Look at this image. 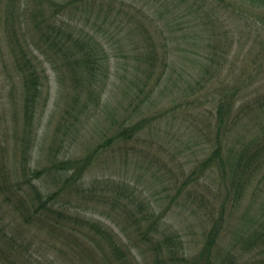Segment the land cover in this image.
I'll list each match as a JSON object with an SVG mask.
<instances>
[{
  "label": "rangeland",
  "instance_id": "1",
  "mask_svg": "<svg viewBox=\"0 0 264 264\" xmlns=\"http://www.w3.org/2000/svg\"><path fill=\"white\" fill-rule=\"evenodd\" d=\"M70 35L89 40L99 57L93 102L62 61L61 42L76 52ZM31 72L41 93L27 127L22 80ZM135 123L137 134L116 138ZM218 135L219 158H229L222 165L206 162ZM257 140L264 0H0V180L27 188L23 166L41 170L33 182L56 192L57 205L110 229L130 252L117 259L89 228L25 224L0 192V214L34 243L19 264H157L153 243L166 255L168 235L199 264L204 251L211 264H264V150L240 180L230 165ZM86 156L74 184L71 169L51 166Z\"/></svg>",
  "mask_w": 264,
  "mask_h": 264
},
{
  "label": "trees",
  "instance_id": "2",
  "mask_svg": "<svg viewBox=\"0 0 264 264\" xmlns=\"http://www.w3.org/2000/svg\"><path fill=\"white\" fill-rule=\"evenodd\" d=\"M84 1V0H82ZM86 1V0H85ZM249 18L252 16L249 14ZM258 18V17H257ZM263 19V18H261ZM68 39L73 40V44L76 52H70L71 50L68 48L70 45H64L62 42L60 43V47L67 51L63 52V60L65 65L69 67L71 76L73 77L76 84L80 87H86L90 96L88 99L92 101V97L101 96V90L98 87L96 89V85L99 83L100 79L98 78V74L101 70V63L99 62V57L97 53H95V46L86 39H81L78 35L75 38H72L70 35ZM67 46V47H65ZM25 52L18 53V58L20 63L26 64L29 62L28 57L24 55ZM154 55H150L151 59H154ZM100 69V70H99ZM99 70V71H98ZM151 71V70H150ZM161 75H159L156 79L158 83ZM147 84V83H145ZM154 86V85H153ZM150 87V90L153 88ZM24 90V91H23ZM22 91L24 93L23 99V120L24 124L27 127H31L33 123V119L35 116V108L38 102V98L41 93L40 89V79L38 75L34 72L31 74H25L22 80ZM74 97L75 100L78 98V90L74 89ZM87 105L85 104L84 107ZM221 108V105H220ZM82 110L81 112H83ZM80 112V113H81ZM78 118V115H77ZM138 125L135 123L130 127H122L116 134V138L121 139L122 141L126 139H130L132 135L137 134ZM118 136V137H117ZM216 146L212 155L207 158L206 162L213 160L214 158L221 157L222 153V139L220 136H216ZM247 144V142H244ZM230 155H232V149L230 148ZM248 150V149H247ZM264 150V142L257 140L253 143V149L248 150L247 153L246 148L242 149L240 152L235 153L233 161H230L233 164L232 166L239 168V173L233 170V175H237V180H240L243 173L252 165L256 158L261 160L260 151ZM251 151V152H250ZM245 153V154H244ZM247 153V154H246ZM244 154V155H242ZM238 155V157L236 156ZM223 158V159H222ZM219 158L220 165L223 164V161L229 160L228 157ZM241 160V161H240ZM90 161V156H86L82 159L75 160H53L51 163L52 167H56L60 170H72V173L67 177V181L69 183H75L77 180L83 177L85 170L88 168ZM240 164V165H239ZM41 174V170L31 168L28 164L24 165L22 168V173L20 177H24L23 183L27 188H23L22 183L15 180L14 185L9 184L10 180L7 175H5L0 180V192L4 194L3 203H10L12 208L19 212L22 217V222L25 224L37 223L40 227H50L52 232H55V229L60 231H66L68 226H78V228L90 229L98 235L99 237L96 239H104L105 243L109 245L111 251L116 256L117 259H126L128 257L129 249L125 246L122 240L119 237H116L110 229L106 227H102L96 222H92L85 217H80L77 213H71L63 208L61 205H57L56 192L48 193L47 191H43L40 186L35 184L33 181L39 179ZM9 181V182H8ZM79 184V183H78ZM80 185V184H79ZM18 191V195L13 194ZM8 192V193H6ZM58 226V227H57ZM70 231H74L77 228L68 227ZM146 232L142 233V239L147 238ZM95 239V240H96ZM94 240V238H93ZM148 240L154 242L152 240V235L148 236ZM176 238H171L166 236L162 239L163 246H166V255L163 254V248L161 246V242L158 240L155 241L153 246H155V254L158 253V257L156 256L155 263L157 264H199L197 258L190 259L185 256L184 252H179V243L174 248L176 243ZM209 245L210 240L207 242ZM34 247V243L32 240H29V237L25 235L23 232L19 230L18 225L10 219L5 212L0 214V262L2 264H19L18 260L20 258L23 261V253H30L31 255L32 249ZM207 248V247H206ZM109 249V250H110ZM112 252L110 253L112 256ZM208 251H204L202 253V258L205 259V264H211L209 258L206 256ZM229 264H234L231 262Z\"/></svg>",
  "mask_w": 264,
  "mask_h": 264
}]
</instances>
